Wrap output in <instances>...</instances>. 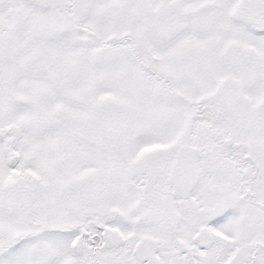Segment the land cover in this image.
Here are the masks:
<instances>
[{
  "label": "snow or ice",
  "instance_id": "snow-or-ice-1",
  "mask_svg": "<svg viewBox=\"0 0 264 264\" xmlns=\"http://www.w3.org/2000/svg\"><path fill=\"white\" fill-rule=\"evenodd\" d=\"M0 264H264V0H0Z\"/></svg>",
  "mask_w": 264,
  "mask_h": 264
}]
</instances>
